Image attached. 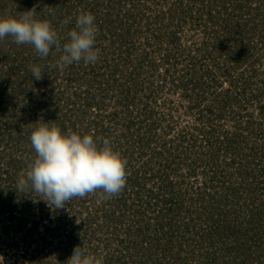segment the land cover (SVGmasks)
Masks as SVG:
<instances>
[{
    "label": "rangeland",
    "instance_id": "rangeland-1",
    "mask_svg": "<svg viewBox=\"0 0 264 264\" xmlns=\"http://www.w3.org/2000/svg\"><path fill=\"white\" fill-rule=\"evenodd\" d=\"M87 1L93 0H0V16L19 18L23 12L34 8L35 18L47 20L56 31L54 23L59 19L62 22L58 25L63 28V14L68 17L71 12H89ZM220 1L99 0V6L91 12L100 30L95 42L103 41L98 49V59L87 65L83 61L74 63L63 71L52 66L62 54L56 53L55 47L47 57H40L33 46L17 45L11 36L0 40V79H6L8 75L11 78L8 90L0 92V197L3 199V205L0 204V264H58L54 258L61 251L54 244L64 243L68 238L65 231L70 232L73 228L66 220L79 226L76 231L80 225L82 229L89 225L90 233L86 232L85 237L89 240L83 241L87 252L94 254L91 251L93 246L103 260L108 255L123 260L129 256L132 262H138L141 253L142 261L148 262L144 264H154L143 257L145 251L139 252L132 245L128 249L123 247V252L116 251L124 240H103L105 234L95 227L102 225L101 218L98 221L88 218L91 215L87 214L86 207L94 209L91 196L85 198V206L78 201L72 211V207L58 211L60 223L65 222V227L58 231L54 229L56 223L48 222L49 227L54 226L46 232L38 217H41L42 209L46 214L52 208L39 199L37 193L16 190L20 174L27 171L28 164L36 156L30 141L28 120L37 125L48 124L45 117L49 112H53L52 117L59 122L64 120L67 133L75 126L74 132L92 134L94 138L97 120L105 127L116 123L108 119L114 113L132 120L133 128L127 131L132 134L131 138L120 123L115 131L110 127L108 131L112 134L97 135L98 144L102 146L103 140L107 139L111 147H131V152L128 150L131 159L137 155L141 157V154H146L143 157L146 159L150 152L143 150H150L154 145L153 164L148 162L146 167H153L157 175H164L165 181L168 176L173 190L183 194L181 209H176L173 216L181 223L191 222L195 228L200 226L197 213L201 210V200L198 203L195 199L200 198V193L206 194V188L211 189L212 172L221 173V181L231 184V188H239L234 194L236 201L220 210L234 213L243 235L239 240L224 236L222 240L202 243L186 234L184 240H173L182 244L178 252L180 260L187 264H264V198L250 191L248 186L254 183L245 178L248 169L258 176L260 164L257 160L264 147L260 131L264 126H257L254 119L251 121L253 129H246L243 124L249 117L264 120L258 116L257 107L253 108L255 103L248 99L258 88H264V44H261L260 37L264 29L263 16L259 15L260 12L256 14L257 11L247 13L244 8L243 11L234 9V0H223L227 10L223 13L224 6ZM239 1L247 6V0ZM251 2L253 8L264 7L261 0ZM49 14H53V21L47 18ZM227 16L229 18L225 20ZM126 30L131 37L129 46L124 45L119 37ZM57 34L61 42H67L64 30ZM111 34H118V37L109 39ZM243 45L250 51L245 52ZM99 63L108 66L100 69ZM81 64L86 71L80 68ZM34 65L41 68L42 79L37 80L31 75L30 69ZM127 96L130 106L123 104ZM231 100L236 103L238 114L231 113ZM71 108L76 109L75 113L71 114ZM246 112L253 115L248 117ZM141 120L145 124H140ZM138 127L139 137L143 135L140 140L136 138ZM180 130L185 132L184 135ZM238 131L243 135L235 141L238 146L235 152L229 150L227 140L220 142V146L215 140L220 141L219 136L225 137L227 133L230 143L232 136H229ZM122 132L128 136L127 140L117 139L118 133ZM187 134H192L190 141ZM252 147H257V157L249 163ZM210 154L212 165L206 163ZM12 159L15 160L13 165ZM233 160L234 164L231 163ZM137 161L133 168L138 170L141 165L140 160ZM148 178L146 183L153 188L161 181ZM7 202L11 209L6 206ZM51 212L48 215L56 222L57 217ZM66 212L68 216H64ZM156 224L149 220V226L143 228L145 234L155 233L154 228L159 234ZM107 226L110 224L103 227ZM113 233L118 236L122 229ZM255 237L259 239L254 240ZM106 241L111 251L99 245ZM143 241L148 248L153 244L151 251L154 257H160L159 264L177 258L178 246H174L171 252H163V241ZM30 255L35 259H30Z\"/></svg>",
    "mask_w": 264,
    "mask_h": 264
},
{
    "label": "trees",
    "instance_id": "trees-1",
    "mask_svg": "<svg viewBox=\"0 0 264 264\" xmlns=\"http://www.w3.org/2000/svg\"><path fill=\"white\" fill-rule=\"evenodd\" d=\"M235 4H234V9L236 7V9H238L239 11H243L242 8L245 9V11L247 13H252V11H257V13L260 12L259 15L263 16V21L262 24L264 23V7L260 8V6H255L256 8L252 7V2L251 0H247V6H245V4L241 3L239 0H234ZM261 2L264 4V1L261 0ZM260 2V3H261ZM259 3V4H260ZM85 4L87 5V8H89L88 5H90V10L89 12L91 13L93 11V9L95 7L99 6V0H93V1H87L85 2ZM220 4L222 6H224V12L226 13V8H225V3L223 0L220 1ZM92 5V6H91ZM260 10V11H259ZM87 11V10H86ZM83 11L82 13L86 12ZM76 13V12H75ZM73 12L70 13V15H68V17L66 15L63 14V18H64V24H63V28L61 26L58 25V23L61 21L62 19H59L58 23H54V26L56 27V32L58 33L61 29L64 30V33H68L69 31L74 29V26L76 25V18L77 16L80 14H75ZM47 17V16H46ZM48 19H51L53 21V14H49ZM229 17L227 16V18H225V20H227ZM262 27L264 28V25H262ZM98 31L100 32V30L98 29ZM107 37V36H106ZM118 37V34H111L110 37H108L109 39L111 38H116ZM122 39V41H124V45H127L129 43L128 40H131V37L129 35V30H126L125 33H121L120 36ZM262 39V43L264 44V29L262 32V36H260ZM175 38V37H174ZM96 40L98 41V36L96 35ZM66 41V40H65ZM64 40L61 43L65 42ZM172 41H174V39H172ZM102 42H100L98 44V42H95L94 47L96 49H99L100 47H102ZM105 45V44H104ZM129 46V45H127ZM126 47V46H124ZM243 47L246 48L245 45H243ZM54 48V46H53ZM264 49V48H263ZM243 51V49H242ZM250 51V48H246L245 52ZM57 53V51H56ZM55 53V54H56ZM248 56V54L246 55ZM246 58V57H245ZM108 65H103L99 63V67L100 69H105V67H107ZM92 66H90L89 69H91ZM80 68L83 71H86L87 69L83 68L82 64L80 65ZM93 70V68H92ZM18 74V71H15ZM254 74L256 75V71H253ZM2 75V74H1ZM3 77V76H2ZM11 78L8 75V77L5 78H1L0 79V92L5 93L8 90V83L10 84ZM247 86V85H245ZM244 86V89H245ZM105 89V88H104ZM243 89V90H244ZM15 91V90H14ZM228 91V90H226ZM128 92V91H127ZM127 92L125 94H127ZM220 92H223V90H220ZM14 93V92H13ZM220 95V94H219ZM15 97V96H14ZM236 98V97H235ZM234 98V101H236ZM262 98L264 99V88L260 89L258 88L257 91L250 95V98H248L249 100L253 101L255 104V107H253L254 109H256L257 107V114L258 116H260V119H264V100H262ZM237 99V98H236ZM263 101L262 103L260 101ZM119 102L122 101V99L118 100ZM234 101L231 100L230 102V111L233 114V112L235 111V113L233 115H235L236 113L238 114L239 110L236 108V103H234ZM129 99L128 96L126 97V101L123 102V104H126L128 106H130L128 104ZM2 103L0 102V107H1ZM8 109H12V105L8 108ZM78 109L80 111H82L79 108L78 105ZM76 109L75 108H71V114H73V112L75 113ZM116 111V110H115ZM52 113L53 112H49L48 113V117L46 118V122H48L49 125H56L57 127L60 128L62 133H67L68 127L65 126L66 123L63 121H58L56 117H52ZM247 116H252L253 113L252 112H246ZM24 115V114H23ZM242 114H240L241 116ZM239 116V115H237ZM116 117L117 118L116 120ZM26 118L27 120L30 119L28 117H23ZM63 119V118H62ZM61 119V120H62ZM109 120H115V122H113L112 124H110V126L105 127L104 125L100 124V120H97L95 122V127L97 129L96 131V136L97 135H101L102 133H105L107 135H110L112 133H109V129L110 127L113 128V130L115 131L117 126L122 123L120 126L121 128H123L122 130L127 131H131L132 130V120H127L126 116L122 117L121 115L118 116V113H114L112 115L109 116L108 118ZM252 119H254L257 123V126H264V120H258L256 118H247L243 124H245L246 129H253V124H251ZM119 120V121H118ZM122 120V122H120ZM118 121V122H117ZM50 122V123H49ZM59 122V123H58ZM45 123V122H44ZM140 124H145V121L140 122ZM72 126H74V124H71ZM37 126V124L35 123V121L33 120H28V127L29 129H31L30 131H32V129ZM256 126V127H257ZM75 127V126H74ZM73 127V129H74ZM150 128V127H149ZM1 129V128H0ZM71 127L72 132H74V130ZM95 129V128H94ZM261 129V128H260ZM103 130V131H102ZM69 131V132H70ZM182 131V135H184V131L180 130V134ZM108 132V133H107ZM146 133H148L147 129L145 130ZM242 131H238L236 133H232V135H230L229 137L232 136V141L229 140L230 138H228L227 133L224 134L225 137L223 136H219L220 141L215 138L216 142L219 144L220 146V142H224L225 140H227L229 147V150L231 149L233 152H235V150L238 149V146L235 145V141L237 139V137L242 136V134H240ZM252 132V131H250ZM128 133V132H127ZM144 132H142L143 134ZM129 136L132 135L130 134V132L128 133ZM179 134V138H181ZM253 134V132H252ZM251 134V135H252ZM140 133H139V127H138V133H137V139L140 140L142 138L143 135H141L139 137ZM95 136L94 139H96L97 141H99L100 139H97ZM192 134H187V137H189V141L191 138ZM118 140L119 139H123V140H127L128 136L122 133H118L117 136ZM185 138V136H183ZM260 137L263 139V146H264V130L260 131ZM131 138V136H130ZM178 138V139H179ZM210 138V136H208V139ZM245 138V137H243ZM249 138V137H248ZM246 138L245 140L247 141ZM152 139V137H151ZM180 140V139H179ZM170 144V140L167 141ZM162 145L165 144V142L161 143ZM125 144H123L124 146ZM262 145V144H259ZM114 151L118 152L120 154V156L126 161V185L124 187V189L118 194L115 195L111 198L108 199H104L102 198V190H97L95 193H91V194H86L85 197L83 198H73L70 201L66 202L65 207L64 208H59V209H55L52 208L51 213L53 215H55L57 217V220H55L56 222H54V220L52 221L50 218L49 214V210H47L46 214H44V210H41V217H38V221L39 219L41 221H43L42 226L44 228V230L46 232L50 231V229H52V227H49V225L47 224L49 223H56L57 225L54 227V229H57L58 231H61L66 224L64 223H60V219L61 216L57 213L58 211H63L66 209H70V207H72V209L70 211L73 210V207H76V204H78V201H81V204H84L85 206V198L90 197L93 198V202H92V207L94 208L93 210H91L90 208L87 209V214H90L91 216L88 217L90 221H98V218H101V224L102 225H96L95 227L98 229H101V234H105V238H103V240H124L121 243L120 249H116L120 250V252H123L124 249H122L123 247H125V249H128L130 247V245L133 246V248H135L137 251L140 252V250L145 251V253L143 254V257H145V259L151 260L154 264H159L158 262L160 261V257H154L153 253L151 251V247L148 248V246H146V244L144 243L143 240H153V242L156 243H160L161 241H163L164 247L162 248L161 251H165V250H171L173 249L174 246H178L177 248V258H175V260H169L167 262V264H187V262H182V259L180 260V256L178 254V252L181 251V249H179V246H181V242H174L173 240H184L185 239V235L186 234H191L193 238L197 239V240H201V242L203 243L208 242L210 240H222V238H224V236H228L233 240H239L241 238V236L243 235V233H241V224L239 222V220L236 219V216L234 215L233 212H226L224 210H220L223 207L226 206H230L231 204H233V202H235V192L236 190H238V186L231 188V184H229L228 182H226L225 180H220L221 177V173H218V171L212 172V177H210L211 179V189L206 188V194L204 195H199L200 198H196L195 201H197L200 205V212L197 213V219L200 222V226L199 228H195V226L191 223V222H186V223H181L179 221V219H175V216H173L175 214L176 209H181L182 206V202H184L183 198L181 195H183L182 193H178L175 192L171 186V184L168 182V176H166V181L164 180V175L162 176L161 174L157 175V173L154 172L153 167H146V163H150L153 164V157L154 154L152 153V150L156 151L154 148V145L152 146V148H150V150L146 149L143 151H149L150 155L149 159H144L143 157H145V155L141 154V157L138 155L136 156V158L131 159L129 153L131 152V147L130 148H119V147H112ZM256 149H254L252 147V149H250V154H251V159H249V163L251 161H255L256 160V152H257V147H255ZM130 149V152L128 151ZM160 149V148H158ZM256 150V151H255ZM145 153V152H144ZM159 154V152H157ZM148 156V154H147ZM142 159V160H141ZM137 160H140V164L141 165V169H134L133 165L138 162ZM15 162L14 159L11 160V163L13 165V163ZM135 162V163H134ZM212 160V155L210 154V159L206 162L209 165H212L213 163ZM257 162L260 164L259 166V170H258V176H255L254 172H252V170L248 169L247 176H245V178L248 177L249 181H253L254 185L251 183L250 186H248V188L250 189L251 192H257L261 195V197L264 198V165H262V163L264 164V147L262 148V152L259 156V159L257 160ZM232 164H234V160L231 161ZM140 167V166H138ZM230 168L233 169H237L234 168V166H231ZM148 177H150V179L155 178L156 180L159 178L161 179L160 183L158 184V186L156 188L150 187L149 185H147V181H148ZM154 184V182H153ZM253 185V186H252ZM241 187V186H240ZM0 196H2L0 194ZM7 198V195L4 196ZM97 205H96V204ZM192 203V202H191ZM0 204L3 205V199L0 197ZM9 209H11L9 207V202H7L6 205ZM3 209V208H1ZM29 209V208H28ZM179 209V210H180ZM261 209V208H260ZM178 210V211H179ZM177 211V212H178ZM219 211V212H217ZM223 211V212H222ZM218 213V214H217ZM68 213L66 212V214L64 216H66ZM232 214V215H231ZM44 215V216H43ZM68 216V215H67ZM145 220V224H142V221ZM149 220H152L155 224H156L159 228V234H157V230L154 228L153 230L155 231V233H148L147 235L144 232L143 228H146L147 226H149ZM73 228L70 232L68 230L65 231V235H68L66 237L67 240L64 243L61 242H56L57 245L54 244V247L59 249L61 251L60 254H57L56 257L54 259L58 264H67V259L72 255L73 250L76 247H81L83 249L86 250L85 248V244H84V240H89L88 238L85 239V237L87 236V233H90L89 231V225L85 226L82 229V226L80 225V229L79 231H76L79 226L75 225L73 226L71 224V222L69 220H66ZM140 223L139 224L137 223ZM59 223V224H58ZM113 223L116 227H114ZM106 224H110V226L107 227H103ZM113 225V226H111ZM133 225H135V228L133 227ZM119 226V227H117ZM77 228V229H76ZM122 229V234H119L118 236L115 235L113 233V231ZM87 232V233H86ZM259 237H262L259 236ZM259 237H255L254 240H258ZM179 238V239H177ZM248 239V238H246ZM128 240V241H127ZM142 240V241H141ZM47 241V240H45ZM200 242V243H201ZM111 243V242H110ZM117 243H119V241H117ZM211 243V242H210ZM209 243V244H210ZM124 244V245H123ZM101 247H103V249H107V251H111L112 248L109 246V242L106 241L104 243H100L99 244ZM145 249H143V248ZM91 251L92 253H94L97 256V250L92 246L91 247ZM106 252V251H104ZM130 256H133V254L129 253ZM137 256V255H135ZM176 257V254H175ZM125 259L123 260L122 257H115L113 255H108L106 256V260H103V264H144L145 260L142 261V255L140 253V259H138L137 261H133L130 260V257L127 256ZM30 259H35V257L30 255ZM170 259V258H169ZM54 261V262H55ZM114 261V263H112ZM131 261V262H130ZM53 262V263H54ZM130 262V263H129ZM148 263V262H147Z\"/></svg>",
    "mask_w": 264,
    "mask_h": 264
},
{
    "label": "clouds",
    "instance_id": "clouds-1",
    "mask_svg": "<svg viewBox=\"0 0 264 264\" xmlns=\"http://www.w3.org/2000/svg\"><path fill=\"white\" fill-rule=\"evenodd\" d=\"M97 32L95 17L90 12L77 16L76 26L67 33L64 43L47 20L35 18L34 8L19 18L0 16V40L11 36L17 45L33 46L40 57H47L54 46L62 54L52 66L60 71L81 61L86 65L96 62ZM30 71L37 80L42 79L39 66H32ZM30 141L36 156L27 171L20 174L16 190L37 193L50 208H64L71 199L97 190H102V198L108 199L126 185V161L107 139L101 146L92 134L62 133L56 125L43 123L32 129ZM67 264H103V259L78 246Z\"/></svg>",
    "mask_w": 264,
    "mask_h": 264
}]
</instances>
